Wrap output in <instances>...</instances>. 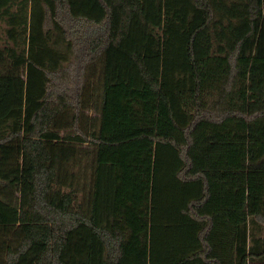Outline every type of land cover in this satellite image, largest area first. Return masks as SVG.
I'll list each match as a JSON object with an SVG mask.
<instances>
[{
    "label": "trees",
    "instance_id": "trees-1",
    "mask_svg": "<svg viewBox=\"0 0 264 264\" xmlns=\"http://www.w3.org/2000/svg\"><path fill=\"white\" fill-rule=\"evenodd\" d=\"M0 22V264H264V0Z\"/></svg>",
    "mask_w": 264,
    "mask_h": 264
},
{
    "label": "rangeland",
    "instance_id": "rangeland-1",
    "mask_svg": "<svg viewBox=\"0 0 264 264\" xmlns=\"http://www.w3.org/2000/svg\"><path fill=\"white\" fill-rule=\"evenodd\" d=\"M6 29H7L6 25L0 22V42L1 44H3L4 41L6 40V36H5Z\"/></svg>",
    "mask_w": 264,
    "mask_h": 264
},
{
    "label": "crops",
    "instance_id": "crops-1",
    "mask_svg": "<svg viewBox=\"0 0 264 264\" xmlns=\"http://www.w3.org/2000/svg\"><path fill=\"white\" fill-rule=\"evenodd\" d=\"M91 115H94L93 113H91Z\"/></svg>",
    "mask_w": 264,
    "mask_h": 264
}]
</instances>
